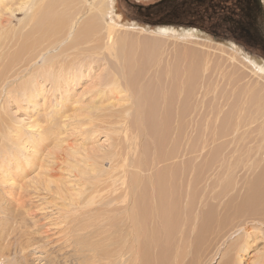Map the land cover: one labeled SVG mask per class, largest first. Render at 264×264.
Here are the masks:
<instances>
[{
	"label": "rangeland",
	"instance_id": "obj_1",
	"mask_svg": "<svg viewBox=\"0 0 264 264\" xmlns=\"http://www.w3.org/2000/svg\"><path fill=\"white\" fill-rule=\"evenodd\" d=\"M26 1L27 0H4L3 3H0V30L3 28L8 31L16 28L19 29L20 24L18 23L24 21L28 15L26 7L24 8L23 6L20 11V5L24 4ZM157 1L159 0H105V3L107 5L111 4V8H113V18L121 25L139 26L146 30L150 29L149 31H160L157 30L160 28H172L174 33H177L180 29L196 30L202 34L201 37L197 36V38L209 41V43H212L213 47L215 46L214 44H227L229 47L234 48L233 50L236 51L239 62L235 63V68L230 65H228L230 68L226 67L227 63L222 64L224 68L214 67V71L211 74L213 77L205 78L203 84L205 92L204 104L202 109H199L203 115L200 119L204 118V123L201 124L200 122L201 127L199 123L196 125L197 130L199 129L197 134L199 140L196 141L190 138L188 144L183 147L185 149L184 155L186 156L182 157L176 154V158L169 160V162L163 161L164 163H158L159 161H156L153 163L155 166L152 167L150 170L151 172L148 171L146 174L144 173V175L152 174L154 173L153 170L157 169V171H159L163 169V167H177L176 169L182 167L191 170L193 169L192 165L194 163V151L197 147L200 148L201 150L199 152L201 154V159H199L200 164L197 169V173L201 174L200 181L198 182L200 186L196 185V187L194 185V190L192 191L199 196L196 199L195 206L197 209L200 208L199 212H203V214L209 211L217 213L220 211V206L224 204V202H229L230 200L239 202L246 194H255V192H257V196L259 195L261 197V201L259 202L258 200L259 204H257L258 206L255 207L253 211L254 215H251L252 217L249 216V218L245 220V223L249 221L250 223L241 226V228L251 226V224L256 226V228L251 231L252 235L249 239L253 246L245 252L239 253L238 259L240 264H261L264 260V172L262 171L264 170V140L262 139L264 133V121L262 122V120H264V117H261L264 116L262 114L264 111L259 114L254 111L256 109H252L249 106L242 124L246 125L250 120L252 124L241 127L238 132H234V127L232 128L234 120L231 122V119H233L231 117L233 116L232 114L235 113L232 111L231 100L232 92L240 88L239 85L243 87L242 85L244 82H247V86H252H248L249 90L256 91L258 89L257 91H259L260 89V95L264 97V75L260 74L263 80H259L260 82H258L255 76L251 75L252 72L250 69H253V67L248 63V60L253 62L255 60L258 65L263 66L264 54L258 49H252L242 43L232 41L228 36L217 38L215 35L197 28L169 25L152 27L139 24L138 16L141 11L136 8V3L134 2H139L144 5ZM260 1V10L264 27V0ZM77 4L79 3L77 2ZM76 23L73 34L79 26V22ZM18 29H16L17 32ZM27 32L28 31L23 35H27ZM11 38L12 40L8 43L1 44V63L3 65L15 54L17 59H20L22 62L32 55L31 53H18L16 48L19 49L21 45V37L11 36ZM70 43L69 40V44ZM67 44L68 43H66V45ZM62 45L66 46L65 44ZM63 48L62 46L54 45L49 48L50 51L45 50L44 53L41 52L42 54L39 55L36 63L34 65L28 64L29 67L28 65L25 66L24 62V64L21 62L19 66L17 64L11 67L9 73L6 72V74H3L0 71V264H78L83 262V255L80 253L81 249L85 246L84 244H86V242L93 241L91 239L92 228L91 230L86 229L85 231H80L84 223H91V216L89 215L88 217V214L85 213V211H88V207L85 209L84 206L88 197L91 196L90 194L93 190V186L96 184V179L103 178L102 173L99 174L97 171L99 169L100 171L106 170L110 155L115 149L117 150L120 145L125 144L123 136L121 135L119 118L123 111L133 103V100L123 87L122 90L119 88L121 93L118 92L119 90L117 92L113 91L112 87H109L110 90H107L108 87L104 89L103 87L101 88L100 85L102 84V86H104L105 82L107 83L108 81H106V79L111 77L108 65L92 64V69H84V75L81 77L79 76V78L77 77L80 79H76L77 82L74 81L75 79L68 80L69 78H67L66 81L63 79H60L61 82L59 80L57 81L55 79V72H57L59 67L58 69L56 67L57 70L55 69V72L51 73V76L43 74L42 77H44V79L42 77L40 78V75H37V79H33L37 72H33L35 71V67L37 69L41 67L46 57L48 58L50 55H53L56 49L62 50ZM102 67L104 68L100 70ZM225 68L226 70H224ZM66 70L65 68L63 71L64 74H67ZM85 70L87 72H85ZM99 72L100 74H98ZM216 72L217 74H215ZM250 72L251 74H249ZM240 74H245L246 78L244 81L240 80L243 82L238 84V76ZM103 75L105 78L102 77ZM99 76L105 82H103V80L99 82ZM47 77L49 78L48 80ZM29 78H31V80ZM231 80H233L232 83H236L234 86L231 84ZM30 81L31 83H28ZM49 81H52L53 84ZM252 81L254 85L250 84ZM96 83L101 84L97 86ZM94 85L95 89H98L96 92ZM58 86L60 87L59 89ZM255 86H257V88ZM187 90L189 94L188 104L190 105L192 102V97L190 96L192 88L188 87ZM101 91L103 92L100 93ZM103 93L105 96H103ZM263 97L262 102L264 103ZM214 100H216V103L212 102ZM209 102L212 104H209ZM213 103H215V106L217 104L219 107L220 112L218 111L219 114L217 113L218 119L216 116L214 118L217 109ZM226 109L228 111H226ZM211 111H213V113ZM130 112L131 108L129 109V113ZM173 112L175 113V109L172 113ZM115 113L117 115H115ZM258 115L261 116L259 117ZM171 118L170 124L174 127L172 123L175 118L174 114H172ZM226 118L229 121H227ZM182 126H184V124H182ZM214 128H216V131ZM258 128L259 130H254ZM186 133L189 134L187 129ZM203 133L205 135H203ZM225 137L226 139H224ZM214 139L215 141L210 143V140ZM261 140L263 142H261ZM156 141L157 139L151 140V138H143L136 140V143L139 144L140 148L143 144H147V142L148 146H153L150 148L152 151L148 154L150 158L155 155L152 154V152H156L160 147L163 149L162 151L169 147L165 144L157 146ZM194 141L197 143H192ZM18 144L19 146L17 147ZM216 145H218V148L215 147ZM221 145L224 146V148H222ZM175 147L177 149L179 148L176 145ZM176 148L174 149L177 150ZM188 150L192 154L189 153ZM215 151L217 153H213ZM235 151L236 153H234ZM10 152L14 153L12 154ZM140 152L141 149L138 151L137 157ZM187 153H189V155H187ZM221 154H223L222 157ZM189 156L193 159L192 163ZM213 156H215V158ZM135 158L136 154L134 159ZM185 160L187 161L186 163ZM148 166H150V164H148ZM222 168L224 171H222ZM11 171L13 173H11ZM9 172L13 175V178L11 181L7 182L5 181V175ZM225 179L227 181H225ZM89 185H91V187H89ZM256 187L262 189L263 193H258L259 189ZM200 198H202V200ZM193 213L195 214V211L192 212V215H194ZM69 221L71 222L69 223ZM195 223H197V220ZM179 234L175 235L176 238L174 235L171 236L172 239H177L176 241L175 239H171L173 246L171 256L176 257L182 253L183 264H186L189 259L192 260L193 264H223V260L228 258V255L234 251L232 248H236L231 242L236 239L235 234L237 233L226 237L224 242L221 241L211 248H209L210 246H204L202 250L203 254L201 251L196 254V256H198L196 257L198 261H196L194 256L195 252L192 249H187V244H184L186 240L179 241ZM241 241L242 240H240V242ZM112 243L113 242L98 243V245L101 244L103 248H99L97 255H99L102 250H106L108 254L105 262L98 259L100 264H117L114 258L117 248L116 245ZM206 248L209 249L206 250ZM129 259L130 255L128 254L125 257L124 264H128ZM118 264L122 263L120 262Z\"/></svg>",
	"mask_w": 264,
	"mask_h": 264
},
{
	"label": "bare ground",
	"instance_id": "obj_2",
	"mask_svg": "<svg viewBox=\"0 0 264 264\" xmlns=\"http://www.w3.org/2000/svg\"><path fill=\"white\" fill-rule=\"evenodd\" d=\"M3 2L4 0H0V3ZM77 2L81 4L79 5ZM23 6L24 8L26 7L28 15L24 21L18 23L20 24L19 29L16 28L18 32L16 29L8 31L3 28L4 30H0V50L2 48L1 44H6L12 40L11 36L21 37V45L19 49L16 48V50H18L17 52L21 54L31 53L32 55L30 58L25 59V61L23 60L24 64L20 59H17L15 54L3 65L1 63L2 52H0V64L3 65H0V71L3 74H6V72L9 73L11 67L17 64L19 66L21 62L25 66L28 64L34 65L39 55L42 54L41 52L44 53L45 50L50 51V47L59 45L64 48L62 50L58 49L59 51L56 49L53 55H50L48 58L46 57L41 67L38 69L35 67V71L33 72H37L35 77H33L34 80L38 77L37 75H40V78L43 74L51 76V73L55 72L56 67L57 69L59 67L58 70L56 69L57 72H55V79L57 81H60V79L66 81L67 78H69L68 80L75 79L74 81H76V79L80 80L78 79L79 76L81 77L84 75V69L93 67L92 64L108 65L111 77L106 79V81L108 80L106 83L99 76L100 80L98 81L101 82L103 80L105 84L104 86H102L101 83V85L98 84L101 88L103 87V89L112 87L113 91L116 92L118 90V92H120V89L122 90L123 87L126 89L123 90L129 93L133 100V103L123 111L119 118L121 135L123 136L125 144H119L120 146L118 149H115L110 155L106 170L100 171L99 169L97 171L99 174L102 173L103 178L96 179V184L98 185L95 184L93 186L90 197L86 196L88 200L86 204L84 203V207L85 209L88 207V211H85V213L88 214V217L89 215L91 216V223H84L80 231H85L86 229L91 230L92 228L91 239L93 241L84 244L85 246L80 252L83 255V262L78 264H100L99 260L105 262L108 255L106 250H102V252L97 255L99 248H103L101 244L98 245L100 242H113L112 244L116 245L117 250L114 258L117 264L120 262L124 264L125 257L128 254L130 255L128 264H183L182 253L176 257L171 256L173 252L171 236H175L179 233V241L186 240L184 244H187V249H192L195 252V258L198 257L196 256L198 252H202L204 246H210L209 248H211L221 241L224 242L226 237L237 233L235 234L236 239L233 242L230 241L236 248H232L234 251L228 255V258L223 260V264H240L238 259L239 253L245 252L253 246L249 239L252 235L251 231H253L256 226L252 224L251 226L243 228H241V226L250 223V221L245 223V220L249 218V216L252 217L251 215H254L253 211L255 207L258 206L257 204H259L258 200L259 202L261 201V197L259 195L257 196V192H255V194H246L239 202L231 200L229 202H224V204H221L220 211L217 213L213 211L204 214L203 212H199L200 208L197 209L195 206L196 199L199 196H197L195 192H192L194 190L193 186L199 185L198 182L201 177V174L197 173L200 164L199 159H201V154L199 152L201 149L198 147H195V154L193 153L194 160L189 156L191 158V163L194 161L192 165L193 169L187 170L182 167L180 169H176L177 167H163V169L159 171H157V169L153 170L154 173L152 174L144 175V173L146 174V172L150 171L152 167L155 166L153 163L156 161H159L158 163H162L163 161L169 162V160L176 158V154L182 157L186 156L184 155L185 149L183 147L188 144L189 139L199 140V136L197 135L199 129L197 130L196 125L197 123L200 125V122L201 124L204 123V118L200 119L203 115L201 114V110H199L202 109L204 104V80L207 77H213L211 74L214 71V67L224 68L222 67L223 63H227L226 67L230 65L235 68V63L239 61L236 51L233 50L234 48L229 47L227 44V46L214 44L215 46L213 47L212 43H209V41L198 39L191 30L180 29L177 33H174L172 28H160L157 29L160 31H149L150 29L146 30L139 26L121 25L114 20L112 14L113 8H111V4L107 5L105 0H27L24 4L20 5V11ZM76 22H79V26L73 34V29L77 24ZM26 31H28L27 35L24 36L23 34ZM69 40L71 42L70 44ZM65 42L69 45H66ZM254 62L248 60V63L253 67V69H250L252 74L251 72L249 74L254 75L256 80L260 82L259 80H263L260 74L264 75V65H258L255 60ZM65 68L68 70H66L67 74L63 73ZM103 68L104 67L100 70ZM224 70H226V68ZM85 72L87 71L85 70ZM217 72L215 74H217ZM98 74H100V72ZM102 77L105 78L104 75ZM42 78L44 79V77ZM245 78V74H240L238 76V84L241 82L240 80L244 81ZM29 79L31 80V78ZM48 79L47 77V80ZM232 81L233 80H231V84L234 86L236 83H232ZM49 82L53 84L52 81ZM28 83H31V81ZM252 83L250 84L254 85L253 81ZM98 84L97 86H99ZM242 86L243 87L239 85L240 88L232 92L231 104L232 111L235 114H232L233 116L231 118L233 119H231V122L234 120L232 126V128L234 127V132H238L241 127L252 124L251 120L246 123V125L242 124L249 106L252 109H256L254 110L256 113L261 114L260 112L264 111V103L262 102L263 96L260 95V89L259 91H257L258 89L256 91L249 90L248 88L252 86L248 85V87L247 82H244ZM188 87L192 88L190 93L192 102L190 105L188 104ZM255 87L257 88V86ZM59 88L58 86V89ZM108 88L107 90H110V88ZM96 90L98 89H95V92ZM102 92L103 91L100 93ZM103 96H105L104 93ZM215 101L216 100L212 102ZM210 103L211 102H209V104ZM215 103H213V105ZM215 107L217 110L216 114L214 113V118L216 116L218 119L217 113L219 114L220 111L217 104ZM130 108L131 112L129 113ZM173 108L175 109V113H172V111H174ZM226 111L228 110L226 109ZM211 112L213 113V111ZM172 114L175 116L174 122H172L174 127L170 124ZM262 114L264 115V112ZM115 115L117 114L115 113ZM261 117L263 118L264 116ZM227 121L229 120L227 119ZM263 121L264 120H262V122ZM182 124H184V126H182ZM186 129L189 134L186 133ZM215 129L216 128H214V130ZM254 130H259V128ZM203 135L205 134L203 133ZM143 138H151V140L157 139V146L165 144L169 147L164 151H162L163 149L160 147L156 152H152V154L155 155L149 158L148 154L152 151L150 148L153 146H148L147 142V144H143L140 148L139 144L136 143V140ZM224 139H226V137ZM262 139L264 140V133ZM210 141V143H212L215 139ZM261 142L263 141L261 140ZM175 145L179 148L177 149ZM18 146L19 144L17 147ZM217 146L218 145L215 147ZM221 147L224 148L222 145ZM140 149L141 152L137 157V153ZM216 151L213 153H217L220 150ZM189 153L191 152L189 151ZM189 153H187V155H189ZM234 153H236V151ZM135 154L136 158L134 159ZM222 155L223 154H221V157ZM213 157L215 158V156ZM186 162L185 160V163ZM148 164H150V166H148ZM222 171H224L223 168ZM262 171L264 172V170ZM11 173L13 172L11 171ZM11 173L9 172L5 175V181H11L13 178ZM225 181L227 180L225 179ZM89 187H91V185H89ZM258 193L262 194L263 190L259 189ZM200 199L202 200V198ZM194 211L195 214L193 213L194 215H192ZM196 220L197 223H195ZM70 222L71 221H69V223ZM176 240L177 239H175V241ZM240 240L242 241L240 242ZM208 249L206 248V250ZM196 261H198L197 258ZM186 264H193L192 260L189 259ZM261 264H264V260Z\"/></svg>",
	"mask_w": 264,
	"mask_h": 264
},
{
	"label": "trees",
	"instance_id": "obj_3",
	"mask_svg": "<svg viewBox=\"0 0 264 264\" xmlns=\"http://www.w3.org/2000/svg\"><path fill=\"white\" fill-rule=\"evenodd\" d=\"M254 1L159 0L144 5L134 3L141 11L138 16V23L141 25L197 28L217 38L228 36L230 40L249 48L255 44L259 48L253 47L254 49L264 51V27L260 24L263 18L262 14L259 18Z\"/></svg>",
	"mask_w": 264,
	"mask_h": 264
},
{
	"label": "flooded vegetation",
	"instance_id": "obj_4",
	"mask_svg": "<svg viewBox=\"0 0 264 264\" xmlns=\"http://www.w3.org/2000/svg\"><path fill=\"white\" fill-rule=\"evenodd\" d=\"M254 7H255L256 11L259 13L258 16H259V18H260V14H261V11H260V4H258V2H257L256 0L254 1ZM261 23L263 24V20H262V21L260 20V24H261ZM256 25H258V23H256ZM256 25H255V26H256ZM251 43H252V42H251ZM250 46H251V45H250ZM252 46H253L254 48H259V47L256 46L255 44H252ZM252 46H251V47H252ZM253 47H252V48H253ZM254 48H253V49H254ZM263 49H264V47H263ZM260 52H262V53L264 54V51H263V50H261Z\"/></svg>",
	"mask_w": 264,
	"mask_h": 264
},
{
	"label": "water",
	"instance_id": "obj_5",
	"mask_svg": "<svg viewBox=\"0 0 264 264\" xmlns=\"http://www.w3.org/2000/svg\"><path fill=\"white\" fill-rule=\"evenodd\" d=\"M257 2H258V4H260L261 3V1L260 0H256ZM191 31H193L194 32V34H195V36H201L202 34L199 32V31H196V30H191Z\"/></svg>",
	"mask_w": 264,
	"mask_h": 264
}]
</instances>
